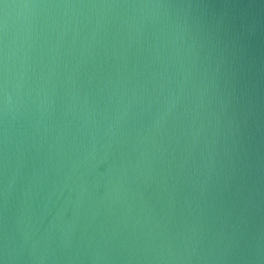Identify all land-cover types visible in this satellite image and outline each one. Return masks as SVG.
Returning <instances> with one entry per match:
<instances>
[{"label": "water", "instance_id": "water-1", "mask_svg": "<svg viewBox=\"0 0 264 264\" xmlns=\"http://www.w3.org/2000/svg\"><path fill=\"white\" fill-rule=\"evenodd\" d=\"M3 3L0 264H264V0Z\"/></svg>", "mask_w": 264, "mask_h": 264}, {"label": "snow or ice", "instance_id": "snow-or-ice-1", "mask_svg": "<svg viewBox=\"0 0 264 264\" xmlns=\"http://www.w3.org/2000/svg\"><path fill=\"white\" fill-rule=\"evenodd\" d=\"M0 4H3V8H5V9L9 6L8 4L3 3V0H0ZM25 6H27V5H25ZM0 26L6 27V20L0 19ZM2 87H3V85L0 84V88H2Z\"/></svg>", "mask_w": 264, "mask_h": 264}]
</instances>
